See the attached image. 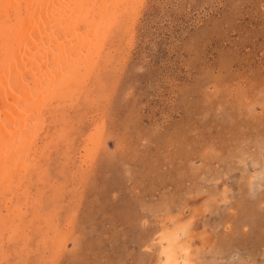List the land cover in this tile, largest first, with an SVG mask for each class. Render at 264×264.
I'll return each instance as SVG.
<instances>
[{
  "label": "rangeland",
  "instance_id": "rangeland-1",
  "mask_svg": "<svg viewBox=\"0 0 264 264\" xmlns=\"http://www.w3.org/2000/svg\"><path fill=\"white\" fill-rule=\"evenodd\" d=\"M128 2L70 24L82 82L12 161L0 264H164L177 232L180 264H264V0Z\"/></svg>",
  "mask_w": 264,
  "mask_h": 264
},
{
  "label": "bare ground",
  "instance_id": "bare-ground-1",
  "mask_svg": "<svg viewBox=\"0 0 264 264\" xmlns=\"http://www.w3.org/2000/svg\"><path fill=\"white\" fill-rule=\"evenodd\" d=\"M90 1L92 0H0V71L4 66L9 73V77L0 80V97L5 101L3 103L8 104V108H0V193L13 194L14 179L17 178L11 177L13 171L11 173L10 166L15 161L17 152L23 153L20 154L21 157H27L29 138L40 134L38 122L43 118L44 111L54 112V108L60 106L59 103H65L62 98L76 84L75 81L78 79V82H82L78 75L79 61L91 40L82 29H72L73 32L69 30L71 22L77 20V23L81 22L91 30L96 27L97 23L94 21L98 12H105L104 9L110 5L121 6L117 4L118 0H96L98 4L95 3V6ZM128 1L130 0H126ZM120 4L125 6L122 1ZM77 41L79 45L76 44ZM7 54L17 56V60L9 58ZM34 127L37 129L34 130ZM16 138L20 141L18 150L17 145L13 144ZM17 163L14 162V165L18 166ZM179 235L177 232L158 237L160 243L168 242L164 250V264H180L173 246ZM187 255L185 251L184 256ZM183 264H188L186 258Z\"/></svg>",
  "mask_w": 264,
  "mask_h": 264
}]
</instances>
